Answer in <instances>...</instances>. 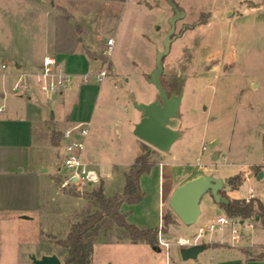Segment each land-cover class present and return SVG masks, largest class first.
<instances>
[{
  "label": "rangeland",
  "instance_id": "374dc122",
  "mask_svg": "<svg viewBox=\"0 0 264 264\" xmlns=\"http://www.w3.org/2000/svg\"><path fill=\"white\" fill-rule=\"evenodd\" d=\"M159 1L160 6L166 4ZM174 4L177 16L172 10L160 16L154 5L152 11H136L131 19L127 16L129 19L121 29L122 39L113 47L110 58L101 54L95 67L94 73L108 72L102 81H92L96 107L91 132L101 142L97 162L103 188L109 195L119 192L124 185L115 174L112 176L111 165L127 169L141 153L139 145L144 142L134 136L128 125L126 132L125 123L131 119L134 125L142 116L132 100L140 102L151 93L153 98L149 102L159 98L156 88L147 82L151 72H144V68L153 61L155 69L156 56L163 51L173 17L179 18L175 23L176 39L164 59L160 80L169 96L183 93L178 116L168 124L180 138L168 153L148 145L149 162L176 165L175 183L178 178H186L189 171L196 172L199 163L209 165V174L223 177L246 170L247 165H264V0H174ZM111 30L106 31L112 34ZM55 104L51 102L52 108ZM49 153L47 167L52 173L59 166V153L52 148ZM100 182L91 187L71 184L63 171L57 178L62 196L60 201L53 202L55 208L41 212L33 221L0 219V264H33V257L52 255L64 264L67 250L59 242L67 238L73 225L98 210L89 193L98 189ZM142 183L145 198L143 203L129 209L131 220L148 228L157 227L158 177L146 176ZM249 186L254 187L256 194L264 195V180L254 177L245 180L242 187L228 191L229 199L241 201ZM208 199V194L203 197L204 202ZM254 207L256 213L255 202ZM165 211L163 217L171 219L170 225L163 222L162 229L163 239L171 242L168 251L161 248L160 254H151L143 245L113 244L119 241L118 233L103 229L98 240L107 244L95 245L92 264L182 263V248L176 245V239L194 240L199 228L207 224L205 215L197 224L186 226L172 213L168 202ZM17 212L10 209L6 214L17 217ZM211 214L216 216L217 212ZM254 219L244 221L252 223ZM247 224L236 227L242 240H233L236 234L226 227L205 233L199 243L226 237L229 243L246 245L250 243L247 240L250 235L262 229L258 224L252 228ZM258 238L264 240L263 236ZM157 243L160 248L158 236ZM214 253L205 250L200 258L214 257Z\"/></svg>",
  "mask_w": 264,
  "mask_h": 264
},
{
  "label": "crops",
  "instance_id": "0c3cea01",
  "mask_svg": "<svg viewBox=\"0 0 264 264\" xmlns=\"http://www.w3.org/2000/svg\"><path fill=\"white\" fill-rule=\"evenodd\" d=\"M162 1H166V4L160 6L159 0H0V219L16 221L19 218L21 221H33L41 212H47L48 208H55L53 204L57 200L60 201L62 196L57 184V178L63 172L62 135L64 131L81 123L90 125L83 158L99 173L104 195L110 198L123 194L125 175L133 164L128 165L127 169L121 165H111L112 176L115 174L124 184L122 190L109 195L103 188L104 180L97 162L101 142L97 134L91 132L96 107V98L92 94L94 90L92 81L97 80L100 72L94 73V70L100 63L98 59L106 48L107 41L113 39V49L117 41L122 39L121 29L125 20L129 19L127 16L131 19L136 11L142 12L147 9L152 11L153 5L160 16H165L166 10L176 13L177 5L174 4V0ZM128 10L131 12L127 13ZM109 28H112L111 32L114 36L107 33L106 30ZM46 57L55 58L73 79L67 89L54 95L51 100L40 91L35 81V75L42 70L43 60ZM144 69V72L150 71L151 75L153 61L151 64H145ZM21 76L23 91L16 92L14 85ZM152 98L153 93L140 102L134 99L132 103L134 105L148 104L151 103L149 101ZM54 101L56 104L52 108L51 102ZM141 119L142 116L134 125L131 119L128 120L125 123V131L127 132L128 125L129 130L133 132L135 125ZM145 145L147 144L139 145L140 155ZM50 148L59 153V166L52 173L47 167ZM175 167L176 165L163 162L161 165H153L149 173L141 176L140 187L144 194L143 200L136 205L123 203L120 208L121 214L125 215L129 224L139 229L159 231L160 221L166 212V204L174 190L186 181L205 173L197 168L196 172L189 171L186 178H178L175 183L173 178ZM246 167H248L246 170H241L229 177L209 174L210 168L206 173L225 181L240 172H246L245 180L258 178V175L262 173L261 179L264 180V165H247ZM251 167L257 169L252 171ZM151 175H157L159 184L158 226L148 228L142 222H133L129 209L143 203L145 198L143 178ZM61 186L64 187L63 184ZM225 187L230 186L228 184ZM231 190L230 187L229 191ZM227 192L228 189H223L221 195L229 199ZM43 194H45L44 197H42ZM54 195L58 198L56 199ZM255 195L254 201L258 200L264 205V195L261 196L256 192ZM208 197V201L204 202L203 199L201 201L199 220L203 214L206 223L215 217L227 216L225 209L216 204L211 195ZM10 209H16L19 216L6 214V211ZM212 211L217 212L216 216L211 214ZM25 216L27 218H23ZM246 223L249 228L257 224L262 228L250 235L247 239L250 243L240 246L229 243L226 237L220 241H213L210 238L207 243L199 244L205 245V250L214 251V257L201 259L200 253L195 260L182 259V263L170 262L169 264H264V258H257L264 254V240L258 238L261 236L264 238V224L259 218H255L252 223L241 220L240 226ZM238 228H236L237 231H239ZM228 229L233 233L232 227ZM242 239L241 236L240 239L233 237V240ZM98 242L107 244L100 240L96 244ZM124 242L134 246L143 245L151 251V254L153 252L160 254L163 248L160 246L154 250L145 243L134 244L129 241L112 243Z\"/></svg>",
  "mask_w": 264,
  "mask_h": 264
},
{
  "label": "water",
  "instance_id": "95a60500",
  "mask_svg": "<svg viewBox=\"0 0 264 264\" xmlns=\"http://www.w3.org/2000/svg\"><path fill=\"white\" fill-rule=\"evenodd\" d=\"M177 15L178 12H176ZM178 19L177 17L171 19L170 30L164 39L163 51L157 54L155 69L148 79V82L158 91L159 98L148 104L134 105L142 113V119L135 125L134 136L164 153H168L180 137V134L169 128L168 124L170 120L178 116L183 93L169 96L160 80L164 71V59L170 53L171 45L176 39L174 33ZM262 177L263 174L260 173L258 179ZM229 182L230 180L225 181L207 174L190 179L174 190L168 207L184 225L193 226L198 223L201 215V201L205 195H211L218 205L228 206L230 204V200L221 195L223 189L230 190V187H225ZM205 248V245L197 244L181 249L180 255L184 261L195 260ZM32 262L33 264H62L56 255L45 256L41 259L33 257Z\"/></svg>",
  "mask_w": 264,
  "mask_h": 264
},
{
  "label": "trees",
  "instance_id": "16d2710c",
  "mask_svg": "<svg viewBox=\"0 0 264 264\" xmlns=\"http://www.w3.org/2000/svg\"><path fill=\"white\" fill-rule=\"evenodd\" d=\"M143 153L136 159L130 171L125 175V187L122 195L106 197L102 185L89 193V198L96 205L97 211L88 214L85 219L73 225L67 238L59 242V245L67 250V258L64 264H92L94 246L99 239L103 229L115 230L119 235V241L131 243H145L151 247L159 248L157 243L158 230L139 229L129 224L125 215L121 214L120 208L123 203L129 205L139 204L144 197L140 187V178L149 173L153 166L149 162L150 153L147 152L148 145ZM252 171L257 168L251 167ZM246 178V172H240L230 179L229 186L232 190L238 189ZM254 202L257 207L255 213ZM249 205L243 200H233L228 206H222L228 217L241 220L252 217L259 218L264 224V205L260 201H254ZM173 221V220H172ZM164 225H170L171 219L163 217ZM257 258H264V254Z\"/></svg>",
  "mask_w": 264,
  "mask_h": 264
},
{
  "label": "built area",
  "instance_id": "2783aa9c",
  "mask_svg": "<svg viewBox=\"0 0 264 264\" xmlns=\"http://www.w3.org/2000/svg\"><path fill=\"white\" fill-rule=\"evenodd\" d=\"M113 39L107 41L106 48L102 51L103 56H109L113 46ZM5 68V66H3ZM107 70H101L97 75V80L102 81L106 77ZM72 76L69 75L53 57H46L43 60L42 70L35 75V81L40 91L48 98L52 99L54 95L61 93L72 84ZM16 92L23 91V77H19L18 81L14 85ZM89 124L81 123L63 132V144L61 167L66 172L68 182L80 186H88L98 183L100 176L97 170L84 160V152L86 149V139L89 135ZM206 147L203 148L205 150ZM197 168L202 172L209 170V165L199 163ZM66 185V183H65ZM255 190L253 187L248 188L247 195L243 198V202L246 205L251 204L255 200ZM241 219L231 218L228 216H219L213 218L204 227H200L198 235L194 240L189 238L179 237L176 239V245L179 248H187L199 244V239L204 236L205 233H213L218 230H222L226 227H232L233 233L236 234V238L240 239L239 231L236 227L240 226ZM252 227V225H250ZM163 221L161 219L158 231L159 245L169 250L171 242L163 239L162 235Z\"/></svg>",
  "mask_w": 264,
  "mask_h": 264
},
{
  "label": "flooded vegetation",
  "instance_id": "af4514ba",
  "mask_svg": "<svg viewBox=\"0 0 264 264\" xmlns=\"http://www.w3.org/2000/svg\"><path fill=\"white\" fill-rule=\"evenodd\" d=\"M177 10H178V9H177ZM177 10H176V12H178ZM178 13H179V12H178ZM174 14L176 15V13H174Z\"/></svg>",
  "mask_w": 264,
  "mask_h": 264
}]
</instances>
